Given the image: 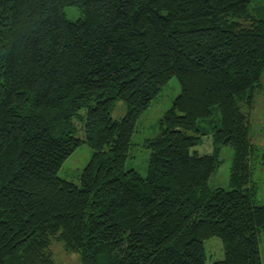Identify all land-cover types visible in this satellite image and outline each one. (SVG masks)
I'll list each match as a JSON object with an SVG mask.
<instances>
[{"label":"trees","instance_id":"obj_1","mask_svg":"<svg viewBox=\"0 0 264 264\" xmlns=\"http://www.w3.org/2000/svg\"><path fill=\"white\" fill-rule=\"evenodd\" d=\"M254 1L0 0V264H57L54 239L79 264H204L213 236L223 250L213 264H262L251 160L264 166V151L248 113L264 85V0ZM171 77L180 92L146 140L142 177L125 169L131 136ZM82 142L93 154L79 183L58 177ZM227 145L230 189L212 188Z\"/></svg>","mask_w":264,"mask_h":264},{"label":"rangeland","instance_id":"obj_2","mask_svg":"<svg viewBox=\"0 0 264 264\" xmlns=\"http://www.w3.org/2000/svg\"><path fill=\"white\" fill-rule=\"evenodd\" d=\"M263 0H256L259 2ZM66 17L70 20H76L81 16V12L74 6L65 7ZM264 80V72L262 81ZM180 86L175 77H171L163 85L159 93L151 100L149 107L139 116L135 123V128L131 136V147L125 162V169L134 168L144 177L147 174V162L150 150L146 147L147 139L157 135L159 130V120L163 113L172 105L173 99L179 94ZM254 108L248 113V122L250 127V137L256 145V154L264 151V85L259 89L254 101ZM125 113V103L123 100H116L111 110V116L119 120ZM78 129L79 121H75ZM78 135L82 134L79 131ZM211 146L210 137L203 139L202 145L197 148L204 152ZM93 154L92 148L82 142L62 163L57 175L58 177L79 183L80 174L85 165L89 162ZM233 149L231 146L221 147L219 154V163L215 171L208 180V185L212 188L220 187L230 189L229 177L232 166ZM253 166L252 182L256 188V202L264 204V166L260 163L259 158L254 156L251 160ZM260 256L261 263L264 264V231L260 234ZM54 260L57 264H79L77 253L65 250L62 242L54 239L50 244ZM206 260L204 264H213L214 261L223 257V250L220 239L216 236L210 237L204 241Z\"/></svg>","mask_w":264,"mask_h":264}]
</instances>
